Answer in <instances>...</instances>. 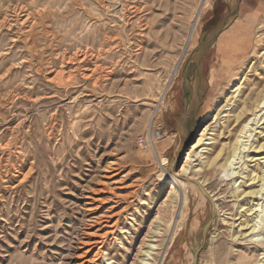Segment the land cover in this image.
Returning a JSON list of instances; mask_svg holds the SVG:
<instances>
[{
  "label": "rangeland",
  "instance_id": "374dc122",
  "mask_svg": "<svg viewBox=\"0 0 264 264\" xmlns=\"http://www.w3.org/2000/svg\"><path fill=\"white\" fill-rule=\"evenodd\" d=\"M202 1L0 0V264H264V11Z\"/></svg>",
  "mask_w": 264,
  "mask_h": 264
},
{
  "label": "crops",
  "instance_id": "0c3cea01",
  "mask_svg": "<svg viewBox=\"0 0 264 264\" xmlns=\"http://www.w3.org/2000/svg\"><path fill=\"white\" fill-rule=\"evenodd\" d=\"M263 11H264V0H240L239 2L240 19L236 21V22L238 21L241 22V25L238 28L239 31L237 30L236 32H234L233 30H231L232 28H234L236 24L235 22L233 25L227 26V28L223 29L217 34L216 41L218 42V44L222 40L220 43V51L225 52V48L234 47L233 53L238 54L239 48L241 46L240 41L248 35L246 27H249L251 29L252 28L251 23ZM234 33L235 35L233 36ZM248 49L249 47L244 52H242L241 55H244V53H246ZM220 56L222 57L221 54Z\"/></svg>",
  "mask_w": 264,
  "mask_h": 264
},
{
  "label": "bare ground",
  "instance_id": "6f19581e",
  "mask_svg": "<svg viewBox=\"0 0 264 264\" xmlns=\"http://www.w3.org/2000/svg\"><path fill=\"white\" fill-rule=\"evenodd\" d=\"M204 2H206V1L203 0V1H202V5H204ZM228 2H229V0H228ZM229 3H230V2H229ZM202 5H201V6H202ZM200 9H201V8H200ZM231 18H233V16H232ZM242 114H243V113H242ZM256 150L262 152V150H264V145H261L260 147H257ZM256 150H255V151H256ZM263 152H264V151H263ZM231 165H232V160L230 161L228 167H231ZM230 176H231V175H229L228 177H230ZM257 179H258V178H257ZM250 180H251L252 182H255V180H256V176L252 177ZM165 182H166L167 184H169L170 191L176 193V191H177V189H178V182H179L178 179H175V178H169V177L165 176ZM260 189H261V190L254 191V192H249V193H247V195H248V196L251 195L250 197L257 196V195L261 194V191H264L262 187H261ZM263 197H264V196H263ZM185 201H186V198L184 197V203H185ZM255 228H257V226L254 225V226H252V229L250 230V233H251L252 235H253L254 231L256 230ZM251 234H250V235H251ZM253 242H257V243H259V245H261L262 247H264V240H263V239H262V240H258V241H257V239H256V241H253ZM256 245H257V244H256Z\"/></svg>",
  "mask_w": 264,
  "mask_h": 264
},
{
  "label": "built area",
  "instance_id": "2783aa9c",
  "mask_svg": "<svg viewBox=\"0 0 264 264\" xmlns=\"http://www.w3.org/2000/svg\"><path fill=\"white\" fill-rule=\"evenodd\" d=\"M154 135L152 131L146 130L136 138V145L143 150H150L154 148Z\"/></svg>",
  "mask_w": 264,
  "mask_h": 264
}]
</instances>
